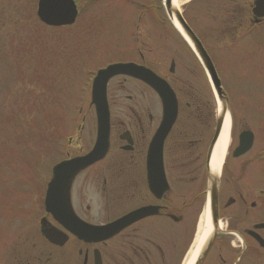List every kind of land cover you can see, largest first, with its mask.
I'll return each mask as SVG.
<instances>
[{
	"label": "flooded vegetation",
	"instance_id": "af4514ba",
	"mask_svg": "<svg viewBox=\"0 0 264 264\" xmlns=\"http://www.w3.org/2000/svg\"><path fill=\"white\" fill-rule=\"evenodd\" d=\"M213 1L200 0V4L205 6L203 14L216 23L214 30L264 29L263 10L255 12L256 3L264 0ZM149 13L156 16L151 9ZM159 16L164 20L162 13ZM183 17L215 64L210 46L184 14ZM170 31L176 37L181 56H177L176 50L175 55L156 60L151 46L143 43L133 48H136L134 58L122 62L150 70L165 81L175 95L176 119L161 146L156 143L152 151L164 121L163 103L156 90L129 76L111 78L107 85L108 152L102 160L78 173L71 187V205L79 227L66 228L60 224L46 212L43 200L44 214L33 232L25 233V237L13 231L2 234L0 264H153L151 257L155 263L156 256L164 260L166 255L172 251L177 253L187 244L189 230L197 218H194L193 208H198L199 221L209 200L212 181L218 182L221 232L201 264H264V190L253 191L255 186L264 184V166L261 163L254 169V160L251 157L246 160L254 146L245 155L235 156L240 134L249 129L237 133L238 124L232 113L226 158L219 171L212 170L210 151L216 135L217 115L214 121L212 108L200 104L199 57L172 25ZM156 62L159 64L155 65ZM189 75L193 79H189ZM129 85H133L134 91ZM91 108L95 113L92 104ZM73 125V134L68 137L69 149L73 145V149L79 147L77 141L81 140L85 128L84 120L75 121ZM91 135L88 149L84 151L79 147L75 152L66 151L58 163L85 156L92 150L98 135L96 113ZM263 156L258 157L259 160ZM228 209H232V213L224 215ZM95 217L102 221L96 223ZM121 220L123 224L118 231L104 241L89 242L80 238L84 235V225L107 227ZM51 228L66 237V242L61 245L49 242L42 232ZM37 239L40 246L32 242ZM226 242L233 250L218 247ZM228 251H233L231 258Z\"/></svg>",
	"mask_w": 264,
	"mask_h": 264
},
{
	"label": "rangeland",
	"instance_id": "374dc122",
	"mask_svg": "<svg viewBox=\"0 0 264 264\" xmlns=\"http://www.w3.org/2000/svg\"><path fill=\"white\" fill-rule=\"evenodd\" d=\"M74 1L79 12L75 24L49 28L37 17L38 0H0V238L12 231L25 237L38 227L53 167L66 151L90 147L95 121L90 90L96 72L134 58L133 48L143 43L151 46L156 60L175 55L176 50L181 56L176 37L169 33L163 0ZM203 8L200 0L180 7L210 46L238 124L237 133L249 129L255 134L253 151L246 160L251 157L257 169L264 166V156L258 158L264 155V29L214 30L216 23L203 14ZM128 88L134 91L133 85ZM200 104L212 108L215 121L216 103L201 68ZM81 120L85 128L77 141L79 147L69 149L73 124ZM262 189L264 184L253 191ZM193 210L197 218L187 244L164 260L156 256L154 263L151 257L153 264H183L197 229L198 208ZM231 213L232 209L224 211V215ZM94 221L102 220L95 217ZM32 242L40 246L39 239ZM218 247L233 250L227 242ZM232 253L227 252L230 258Z\"/></svg>",
	"mask_w": 264,
	"mask_h": 264
},
{
	"label": "water",
	"instance_id": "95a60500",
	"mask_svg": "<svg viewBox=\"0 0 264 264\" xmlns=\"http://www.w3.org/2000/svg\"><path fill=\"white\" fill-rule=\"evenodd\" d=\"M256 6L255 12H257V10H263L264 12V1L257 2ZM164 7L169 18L172 21H176L183 36L189 41L190 45L199 57L200 63L209 77L217 100L220 104L216 135L212 143L213 150L211 148L210 151V154L212 155L220 138L226 117L229 113V100L221 86V81L218 77L214 64L212 63L206 50L203 48L201 42L184 21L179 8L174 7L173 0H164ZM37 15L40 21L47 26H70L73 25L77 19L78 9L74 0H39ZM116 75H128L146 82L156 90L162 100L164 107V121L160 135L156 138L152 151L155 150L154 147L156 143L161 146V141L169 132L176 119L177 101L175 95L167 83L157 77L153 72L145 69L144 67L136 66L135 64H117L112 65L107 69L100 70L94 79L92 87V103L96 107L98 118V137L96 144L88 155L56 165L53 168V177L48 184L45 199L46 211L66 228H69L70 226L79 227V225L75 223L76 219L72 210L70 198L74 178L79 172L104 158L108 151L109 110L106 98V87L108 81ZM253 141V134L251 132H244L240 136V145L235 152V156L239 157L248 152L253 145ZM209 199V214L212 224V232L207 238L194 264L202 263L203 258L212 246L215 238L221 232L218 224V182L215 183L212 181ZM122 224V220L107 227L87 224L84 225V235H80V238L89 242H101L114 235ZM42 233L47 240L54 244L61 245L66 242V237H61V233L53 228L43 230Z\"/></svg>",
	"mask_w": 264,
	"mask_h": 264
},
{
	"label": "bare ground",
	"instance_id": "6f19581e",
	"mask_svg": "<svg viewBox=\"0 0 264 264\" xmlns=\"http://www.w3.org/2000/svg\"><path fill=\"white\" fill-rule=\"evenodd\" d=\"M190 1L192 0H173V5L176 8H180L186 5L187 3H189ZM174 25L180 31V33H182L176 21H174ZM230 129H231V118L230 115L228 114L222 129L221 136L213 153V157L211 161V167L213 171H219L223 165V162L227 154V149L230 144V139H229ZM211 232H212V224L210 221V214L207 206L199 218L193 243L183 261V264L195 263L202 247L204 246Z\"/></svg>",
	"mask_w": 264,
	"mask_h": 264
}]
</instances>
